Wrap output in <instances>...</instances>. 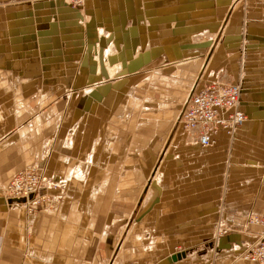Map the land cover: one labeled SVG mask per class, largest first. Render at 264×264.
I'll use <instances>...</instances> for the list:
<instances>
[{
	"label": "crops",
	"instance_id": "obj_1",
	"mask_svg": "<svg viewBox=\"0 0 264 264\" xmlns=\"http://www.w3.org/2000/svg\"><path fill=\"white\" fill-rule=\"evenodd\" d=\"M84 1L0 0V264H258L238 253L264 216V0H230L210 54L190 37L211 0ZM211 72L247 120L202 148L173 120ZM32 163L59 188L27 213L2 184Z\"/></svg>",
	"mask_w": 264,
	"mask_h": 264
},
{
	"label": "built area",
	"instance_id": "obj_2",
	"mask_svg": "<svg viewBox=\"0 0 264 264\" xmlns=\"http://www.w3.org/2000/svg\"><path fill=\"white\" fill-rule=\"evenodd\" d=\"M81 1L65 0L70 6L76 7ZM221 79V76L216 74L210 82L203 86L197 89L192 86L178 109L177 121H175L178 123V128L184 132L190 129L196 135V139L198 138L196 144L202 148L214 144L218 132L229 133L233 125L236 127L237 124L242 123L239 121L242 113L235 111L233 107L236 102L240 105V87L238 88L234 81L222 82ZM3 187L5 197L13 201L19 200L22 209L27 213H34L43 200H46L48 204L52 196L49 192L59 188L54 186L51 176L45 174L35 163L14 172ZM263 217L252 216L248 219L252 224L263 228L255 234L253 240L246 245L247 247L245 246L238 253L242 259L258 264H264ZM252 246L254 247L251 252L245 249ZM174 249L180 250L179 246H175Z\"/></svg>",
	"mask_w": 264,
	"mask_h": 264
},
{
	"label": "rangeland",
	"instance_id": "obj_3",
	"mask_svg": "<svg viewBox=\"0 0 264 264\" xmlns=\"http://www.w3.org/2000/svg\"><path fill=\"white\" fill-rule=\"evenodd\" d=\"M63 1H65V0H63ZM119 1H124V0H119ZM211 1H213V2H211V6H212V8H213V10L211 11L210 10V12H211V17L213 16L212 15V13L214 14V16H215V13H216V9H214V8H216V6H223L222 8H219L218 9V12H220L221 13V16H220V18L218 19V21H217V23L216 24H213V21H211L210 23H207L206 24V22H207V17H205V16H203L202 17V23L201 22H198L197 21V31L198 30H204V29H209V33H202V32H200V33H197L196 35H191V37H190V40H195L196 38L199 40L198 42H201V41H204V40H207V39H209V45L206 47V48H203L204 50H206V54L210 51H212V46H214L215 44H216V41H218L219 39H220V41H219V43H218V45H217V48H218V50L219 49H221V48H223V46H225L226 44H227V41L225 40V33H227V34H230V33H232V31L233 30H231V29H233L232 27L230 28V27H225L224 28V30H223V33H222V36H221V34H220V28H221V22H222V20H223V17H224V15L227 13L228 14V10H227V8H225V6H229L230 5V3H231V1L230 0H221V1H219L218 2V4H217V2H216V0H211ZM200 3H204V1L203 0H200V1H198L197 0V11H199L200 10V8H199V6H198V4H200ZM82 4V3H81ZM79 5L78 7H79V9H82V5ZM84 4V3H83ZM205 4V3H204ZM239 4L240 3H238L237 5H236V7H235V9H234V11H233V14H235V15H239V13L238 12H240V14H241V11H240V9H239ZM239 6V7H238ZM203 8H205V7H203ZM202 8V9H203ZM242 12H243V10H242ZM198 14H200V12H197V15ZM227 14L225 15V18L227 17ZM241 17H242V14H241ZM224 18V20H226ZM145 19H146V17L145 16H143V22H144V25H146V22H145ZM223 20V21H224ZM231 20H232V18L229 20V22L227 21V24H230V22H231ZM141 23V22H140ZM237 24H238V22H237ZM242 24H243V22L241 21V23L239 24L240 25V33H242ZM215 28V29H214ZM203 37H204V39H203ZM202 38V39H201ZM196 39V40H197ZM108 47H110V46H108ZM200 47V46H199ZM107 48V47H106ZM204 50H203V52H204ZM104 51V50H103ZM103 51H102V54H103ZM201 53H202V51H200ZM210 52H209V54H210ZM109 53H110V51H109ZM214 54H216V52H213V54H212V56H211V59L213 60L214 59ZM101 58H103V56L101 57ZM202 60V59H201ZM102 63H103V61H102ZM114 65H117V64H114ZM113 65V66H114ZM198 66H199V63H198V61H197V63L196 64H193V66H191L193 69H195V70H197V68H198ZM211 65H209V67H210ZM208 67V68H209ZM220 68V67H219ZM210 70H212V69H209V71ZM213 72H215V71H213ZM213 72H211L210 73V76H211V78L212 77H214L215 75H216V73H213ZM229 79L228 78H224V79H221V81L223 82H226V81H228ZM243 97L245 98V96L243 95ZM247 99V98H246ZM184 100V99H183ZM183 100H182V102H183ZM176 117H175V119L173 120V125H174V128L176 127ZM253 162H256L255 160L253 161ZM29 165V164H28ZM24 167V166H23ZM23 167H21V168H23ZM39 167V166H38ZM21 168H19V169H21ZM39 168H41V167H39ZM19 169H17V170H19ZM16 170V171H17ZM263 175V174H262ZM262 177V176H261ZM10 178V177H9ZM9 178H8V180H9ZM8 180H5V182L2 184V187L3 186H5L6 185V183L8 182ZM55 185V184H54ZM54 194V193H53ZM40 206H45V207H47L48 206V204H47V202H46V200H43V201H41L40 202V204L38 205V208L40 207ZM37 210V209H36ZM254 216H260V215H254ZM264 218V217H263ZM263 218H261V219H263ZM220 223H222L221 221H219L218 222V224H217V226L220 224ZM245 223L246 224H249V225H251V226H253V227H255L256 229H258L257 231H259L261 228H263L262 226H260V225H256V224H252L251 222H250V220H247V218H246V220H245ZM216 226V233H215V231H214V235L216 234V235H218L219 234V231H221V229H219L218 227ZM218 233V234H217ZM223 234H224V232H223ZM222 234V235H223ZM222 235H220V236H222ZM175 252L176 251H178V250H174Z\"/></svg>",
	"mask_w": 264,
	"mask_h": 264
},
{
	"label": "bare ground",
	"instance_id": "obj_4",
	"mask_svg": "<svg viewBox=\"0 0 264 264\" xmlns=\"http://www.w3.org/2000/svg\"><path fill=\"white\" fill-rule=\"evenodd\" d=\"M85 1L84 0H82L81 1V3H84ZM80 3V4H81ZM82 5V4H81ZM222 79H224V78H222ZM235 82V81H234ZM237 85H238V88L240 87L241 88V85H240V83H236ZM198 85V81H197V83L195 84V86L194 87H196ZM241 91V90H240ZM240 101V100H239ZM234 107V109H235V111H240L241 113H242V116L239 118V121L240 122H242L241 124H237L236 125V127L233 125L232 127H231V129H230V131H229V133H226V134H228L231 138H233V136L235 135V131H236V129L237 128H239L240 126H242L243 124H244V122L247 120V117H246V115H245V113L243 112V111H241L240 109V105H239V103L238 102H236V104L233 106ZM231 119H235L234 117H231ZM177 126H178V123H177ZM190 133H192V135L195 137V140L193 141L194 143H197V140H198V138L196 139V135L192 132V131H190V129H188V131L186 132L185 131V134L187 135L188 134V136H189V134ZM51 179H52V183L53 184H55V181H54V178L53 177H51ZM56 185V184H55ZM54 185V186H55ZM10 201H12L14 204L15 203H19V204H21L20 203V201L19 200H12V199H9ZM223 232L224 231H219V234L217 235V236H220V235H222L223 234ZM247 247V246H246ZM254 246H252L251 248L250 247H248V248H245V249H247V251H249V252H251V249L253 248ZM250 248V249H249ZM176 256H179V254H176Z\"/></svg>",
	"mask_w": 264,
	"mask_h": 264
}]
</instances>
